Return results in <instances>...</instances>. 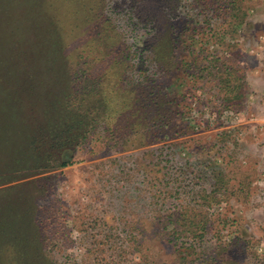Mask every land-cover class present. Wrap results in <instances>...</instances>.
Wrapping results in <instances>:
<instances>
[{
  "label": "rangeland",
  "instance_id": "1",
  "mask_svg": "<svg viewBox=\"0 0 264 264\" xmlns=\"http://www.w3.org/2000/svg\"><path fill=\"white\" fill-rule=\"evenodd\" d=\"M0 58L35 109L110 91L66 167L6 171L0 113V263L264 264V0H0Z\"/></svg>",
  "mask_w": 264,
  "mask_h": 264
},
{
  "label": "trees",
  "instance_id": "2",
  "mask_svg": "<svg viewBox=\"0 0 264 264\" xmlns=\"http://www.w3.org/2000/svg\"><path fill=\"white\" fill-rule=\"evenodd\" d=\"M54 47L57 58L59 55V59L61 60L62 55H64L63 46L55 44ZM26 49L30 50L29 47ZM25 52L27 59L31 52L29 54L28 51L25 50ZM41 52L38 51V54ZM11 58L6 61V64L12 63ZM30 61L31 59L26 61L23 64L24 66L17 67L16 70L26 71L29 68L28 63ZM157 61L162 63L163 57H159ZM226 63L229 65L228 62ZM64 64L66 65L67 63L65 61L62 62L63 67H65ZM227 67L226 70L230 71L231 69L229 68L231 66ZM110 68L111 66L108 65L107 69L109 71H111ZM16 70L10 69L9 72H15ZM64 72L67 73L68 71L65 69ZM72 74L71 80L76 85L73 89L76 98L86 101L88 105L83 104L77 109L68 110V113L65 109L68 105L66 103L64 108L55 115L52 108L53 104L49 103L46 99L42 100V107L37 109L32 108L29 104L31 89L26 88V82H21L18 79H12L13 92L8 89L0 92V104H2L0 113L6 117L9 124V126L3 129L5 137L2 142L3 152L6 153L7 157L6 171L16 172L22 168L45 169L54 164L59 167L69 166L71 162L66 158L59 160L61 153L68 149H74L86 141L91 132L98 126L96 124L98 116L95 111L100 112L105 108L99 113V116L101 114L102 118L107 117L109 106L107 105L106 97L109 96L110 91L104 92L102 97V81H97L99 78L94 73L87 72V74H81L79 69L72 71ZM107 74L109 75V73ZM79 82H81V85L78 86ZM1 86L3 87V84L0 82V91ZM221 100V108L227 110L229 107L228 102L224 97ZM18 134H22L21 139L16 138ZM0 264H3V262Z\"/></svg>",
  "mask_w": 264,
  "mask_h": 264
},
{
  "label": "clouds",
  "instance_id": "3",
  "mask_svg": "<svg viewBox=\"0 0 264 264\" xmlns=\"http://www.w3.org/2000/svg\"><path fill=\"white\" fill-rule=\"evenodd\" d=\"M257 253H258V254L264 253V245H262L261 248H259V249L257 250Z\"/></svg>",
  "mask_w": 264,
  "mask_h": 264
}]
</instances>
